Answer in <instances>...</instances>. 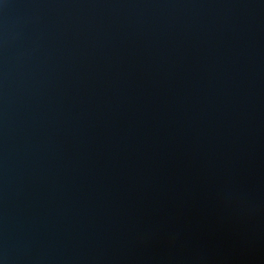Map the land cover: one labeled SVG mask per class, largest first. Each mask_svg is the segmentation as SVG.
<instances>
[{"label":"water","instance_id":"obj_1","mask_svg":"<svg viewBox=\"0 0 264 264\" xmlns=\"http://www.w3.org/2000/svg\"><path fill=\"white\" fill-rule=\"evenodd\" d=\"M0 264H264V0H0Z\"/></svg>","mask_w":264,"mask_h":264}]
</instances>
